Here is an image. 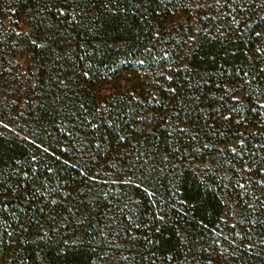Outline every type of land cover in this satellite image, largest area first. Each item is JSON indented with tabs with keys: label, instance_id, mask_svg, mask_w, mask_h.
Instances as JSON below:
<instances>
[{
	"label": "trees",
	"instance_id": "16d2710c",
	"mask_svg": "<svg viewBox=\"0 0 264 264\" xmlns=\"http://www.w3.org/2000/svg\"><path fill=\"white\" fill-rule=\"evenodd\" d=\"M8 2L0 264H204L234 240L264 264L220 227L264 191V0Z\"/></svg>",
	"mask_w": 264,
	"mask_h": 264
},
{
	"label": "rangeland",
	"instance_id": "374dc122",
	"mask_svg": "<svg viewBox=\"0 0 264 264\" xmlns=\"http://www.w3.org/2000/svg\"><path fill=\"white\" fill-rule=\"evenodd\" d=\"M0 28L2 30H10L14 27V23H17L18 31L20 30V26H18V23L20 22L23 27H25L24 20L20 18L18 10L14 9L13 7L9 6L8 0H0ZM186 57L183 56V58H178L177 61H170L174 63H182L184 61V65H186ZM14 61L17 62L16 65L20 66L17 69L22 71L23 68H26L29 64L28 56L25 54H20L18 57L14 59ZM179 61V62H178ZM234 89V88H233ZM236 91V88H235ZM233 101H238L239 103L243 102V98L240 94H237L233 96ZM5 110L2 109V113ZM244 123L243 125H245ZM1 129V124H0ZM249 134L254 133V130L249 129ZM247 131L243 130L242 135L244 137H247L248 133ZM237 140V139H236ZM234 140V141H236ZM230 146H235L234 142H231ZM243 176L250 177L244 170H243ZM255 181V179H254ZM251 184V181L249 182ZM231 206L227 209L225 214L221 218L220 227L221 230H225L229 236H233L234 239H240L243 245H245L246 248L252 249L258 248L263 249L264 247V227H256L257 224H259V215L260 211L264 207V191L259 189L258 186H253L252 189L248 192L246 190V194L244 195V198L241 199L240 204H238V201H231ZM244 206V207H243ZM263 221V220H261ZM220 230V231H221ZM218 235V233H217ZM220 236V234H219ZM222 240V239H221ZM232 242V241H231ZM234 242H236L234 240ZM229 243L228 248H230L231 252H225V251H218V254L213 253L211 254L210 258H208L204 264H251L250 259L245 256V263H243V255L239 251L240 247L236 243ZM244 242V243H243ZM221 243H228L226 239H223L220 241L217 245L220 246ZM111 251H114L112 249ZM107 252L104 254L105 261L103 260V264H121V262L129 264L125 257H123L121 262L118 260H115L116 255H120L118 253L112 254L114 252ZM231 253V254H227ZM232 253H237L236 255H233ZM234 257V258H233ZM186 262L182 261H175L171 258H163L159 255L155 257V259H151V261H146L145 264H185Z\"/></svg>",
	"mask_w": 264,
	"mask_h": 264
}]
</instances>
